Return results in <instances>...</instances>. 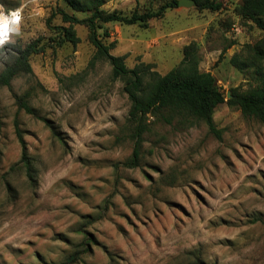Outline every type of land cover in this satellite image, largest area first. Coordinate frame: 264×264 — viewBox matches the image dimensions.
<instances>
[{
    "label": "rangeland",
    "instance_id": "374dc122",
    "mask_svg": "<svg viewBox=\"0 0 264 264\" xmlns=\"http://www.w3.org/2000/svg\"><path fill=\"white\" fill-rule=\"evenodd\" d=\"M165 1L105 0L103 8L130 14ZM218 1V11L178 5L146 28L115 21L98 33L115 42L110 53L128 67L152 63L162 74L196 42L199 68L227 99L232 87L246 89L264 75V54L242 70L230 62L234 54L250 60L246 43L264 29L234 12L241 0ZM0 4L24 6L20 34L0 49V72L17 45L47 43L31 54V72L0 85V264H264V122L226 102L213 112L217 133L202 120L150 117L137 162L129 163L135 140L124 79L93 57L87 27L75 24L76 45H54L48 21L66 24L54 12H72L62 0ZM75 251L79 260L68 263Z\"/></svg>",
    "mask_w": 264,
    "mask_h": 264
},
{
    "label": "trees",
    "instance_id": "16d2710c",
    "mask_svg": "<svg viewBox=\"0 0 264 264\" xmlns=\"http://www.w3.org/2000/svg\"><path fill=\"white\" fill-rule=\"evenodd\" d=\"M5 4L6 0H0ZM72 12L60 7L54 13L59 14L61 21L66 24L47 25L54 31L50 40L54 45H62L70 42L76 45L80 37L76 33L75 24H83L87 27L88 40L95 46L94 58H106L112 65L114 77L124 79V90L127 92L131 106L128 112V121L133 128L135 140L133 154L128 160L136 164L139 145L143 133L148 128V120L153 117L160 122L171 123L175 118L179 121L202 120L208 129L217 133L218 129L213 121L214 109L221 103L236 106L243 115L257 118L264 122V75L246 89L232 87L231 96L225 99V93L217 83L210 71L199 68L201 59L199 45L192 41L183 46L181 60L165 73H159L153 69L154 64L140 62L134 67H128L123 55H113L110 49L115 42L104 43L100 38L98 29L105 23L118 21L124 24H138L147 27L150 19L161 18L169 8L178 6V0H167L156 9L146 8L143 11L134 9L130 14L103 8L105 0H62ZM198 9L220 10L223 5L218 0H194ZM77 12L87 13L79 17ZM234 12L243 20L250 21L260 29H264V0H241L234 6ZM53 13V14H54ZM104 34L108 30L104 28ZM47 43H39L34 39L24 46L15 47V56L11 64L6 65L0 72V85H9L10 80L19 72H31L29 58L31 54L42 52ZM264 37L254 44L246 43V49L252 52L250 60L240 59L234 54L230 58L232 65L238 69H244L246 65L254 66L255 61L264 54ZM264 57V56H262ZM256 58V59H253ZM26 112L32 113L33 109L24 101L19 104ZM16 136L22 146L21 162L26 167L28 175L32 178L30 159L25 152V141L17 120L14 121ZM82 249L81 252H84ZM79 252L75 251L71 260H79ZM67 264V263H62Z\"/></svg>",
    "mask_w": 264,
    "mask_h": 264
},
{
    "label": "clouds",
    "instance_id": "9594fccd",
    "mask_svg": "<svg viewBox=\"0 0 264 264\" xmlns=\"http://www.w3.org/2000/svg\"><path fill=\"white\" fill-rule=\"evenodd\" d=\"M23 5L21 7L10 11L7 15L4 12L3 5H0V49L11 40L13 33L20 34V24L22 22V11ZM3 55V53H0ZM7 58V57H5Z\"/></svg>",
    "mask_w": 264,
    "mask_h": 264
},
{
    "label": "water",
    "instance_id": "95a60500",
    "mask_svg": "<svg viewBox=\"0 0 264 264\" xmlns=\"http://www.w3.org/2000/svg\"><path fill=\"white\" fill-rule=\"evenodd\" d=\"M178 5H185V6H190V5H195L194 0H178ZM228 96H231L229 93Z\"/></svg>",
    "mask_w": 264,
    "mask_h": 264
},
{
    "label": "built area",
    "instance_id": "2783aa9c",
    "mask_svg": "<svg viewBox=\"0 0 264 264\" xmlns=\"http://www.w3.org/2000/svg\"><path fill=\"white\" fill-rule=\"evenodd\" d=\"M0 5H1V4H0ZM10 11H11V10H10ZM10 11H5V10H4L5 13H9Z\"/></svg>",
    "mask_w": 264,
    "mask_h": 264
},
{
    "label": "bare ground",
    "instance_id": "6f19581e",
    "mask_svg": "<svg viewBox=\"0 0 264 264\" xmlns=\"http://www.w3.org/2000/svg\"><path fill=\"white\" fill-rule=\"evenodd\" d=\"M12 11V10H11ZM6 15L8 14V13H5Z\"/></svg>",
    "mask_w": 264,
    "mask_h": 264
}]
</instances>
